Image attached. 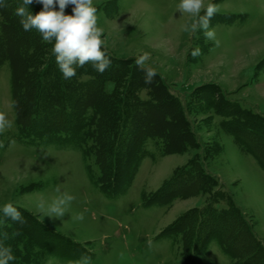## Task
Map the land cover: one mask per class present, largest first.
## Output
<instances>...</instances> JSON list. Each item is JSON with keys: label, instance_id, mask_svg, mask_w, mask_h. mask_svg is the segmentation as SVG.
I'll use <instances>...</instances> for the list:
<instances>
[{"label": "rangeland", "instance_id": "374dc122", "mask_svg": "<svg viewBox=\"0 0 264 264\" xmlns=\"http://www.w3.org/2000/svg\"><path fill=\"white\" fill-rule=\"evenodd\" d=\"M6 3V8H0L3 50H6V19L16 18L14 11L22 6L23 0ZM179 3L180 0H93L97 27L103 30L102 46L112 55L129 58L133 63L149 53L145 66L159 73L169 91L183 104L194 87L216 83L226 99L264 116V0H204L205 6L217 5L210 27L215 30L219 47L215 41H206L202 31L183 30V25L191 24L194 18L181 13ZM32 6L38 11L43 8L39 0H33L29 11ZM74 7L69 4L65 14H73ZM54 10H59L58 3ZM196 48H200L201 54L193 58L191 53ZM51 52L52 46L42 49L44 58ZM12 75V64L5 57L0 61V113L12 126L0 133V209L12 203L79 243L80 251L91 254L74 261L37 256L11 232L3 216L0 229L6 228L13 254L27 264H188L192 256L184 252L182 235L172 238L159 233L187 210L205 205L210 192L154 206H145L143 197L193 157L215 176L220 189L232 196L253 234L264 244V170L221 128L222 117L213 109H206L202 105L205 100H192L187 115L199 145H189L180 153L164 154L160 139L147 138L144 142L147 153L137 165L130 184L117 195H110L99 188L100 167L93 137L87 139L83 150L62 146L56 138L42 143L16 138ZM131 76L138 77L136 73ZM78 79H89V75L82 74ZM113 86L111 80L104 83L108 92ZM148 91V87L135 90L142 99L150 98ZM92 110L89 108L88 113ZM9 140L15 144L10 146ZM60 200H64L60 205L64 212L57 218L49 210ZM225 205L219 200L214 206ZM199 258V264L233 262L216 241H211Z\"/></svg>", "mask_w": 264, "mask_h": 264}, {"label": "trees", "instance_id": "16d2710c", "mask_svg": "<svg viewBox=\"0 0 264 264\" xmlns=\"http://www.w3.org/2000/svg\"><path fill=\"white\" fill-rule=\"evenodd\" d=\"M32 7V14L40 12ZM19 19L17 16L6 19V50L0 49V61L6 57L12 64L19 141L42 143L56 138L62 146L83 150L87 139L93 137L100 167L99 188L117 195L130 184L137 165L146 155L147 138L160 139L164 154L180 153L189 145H199L187 115L192 100H205L202 105L222 117L221 128L264 170V116L226 99L216 83L194 87L188 94L189 100L183 104L169 91L160 75L151 85H145L144 73L131 59L111 53V67L103 74L93 70L89 61L77 69L75 77L65 80L53 53L54 40L47 45L35 29L24 31ZM46 46H52V52L44 58L42 49ZM101 50L105 48L101 46ZM15 63L19 66H14ZM132 73L138 77L132 78ZM82 74L89 75V79L79 80ZM107 80L114 83L109 92L104 88ZM141 87L149 88L150 98L137 95L135 90ZM89 108L93 109L91 113ZM212 187L215 189L211 190ZM220 188L215 176L206 172L193 157L155 191L145 195L143 204H166L174 198L210 192L205 205L187 210L159 235L174 238L181 234L184 252L192 256L188 264H199L200 254L211 241L220 245L223 253L233 260L232 264H264V244L253 234L232 196ZM219 200L226 207L214 206ZM18 211L26 221L24 224L4 219L11 232L20 241L24 240V245L31 247L37 256L74 261L91 255L80 251L79 243L47 227L35 215L23 209ZM3 216L0 211V218ZM5 232L6 228L0 229V244L9 246V243L12 248L9 238L4 239ZM14 256L10 264H27L17 254Z\"/></svg>", "mask_w": 264, "mask_h": 264}, {"label": "clouds", "instance_id": "9594fccd", "mask_svg": "<svg viewBox=\"0 0 264 264\" xmlns=\"http://www.w3.org/2000/svg\"><path fill=\"white\" fill-rule=\"evenodd\" d=\"M43 5L42 10L33 15L28 6L33 0H23L22 6L15 10V15L19 17V23L24 31H38L44 41H53V53L56 57V63L62 72L65 80L77 75V69L92 62L91 67L96 72L103 74L106 69L111 67V54L101 50L104 41L101 39L102 29L97 27V9L93 6V0H39ZM58 3L59 10H54ZM74 5L71 15L65 14V8ZM6 0H0V8H6ZM181 13H187L193 17L191 24L183 25L185 32L202 31L206 41H215V46L219 47L220 42L215 40V30L210 27L211 20L217 12V5L209 3L205 6L204 0H180L178 5ZM202 9L203 14L201 15ZM201 54L200 48L192 51L193 58ZM149 53H144L135 60L139 71L144 73V84L151 85L159 75L154 69L146 68L145 62L149 59ZM16 104L17 102H13ZM12 126V122L6 120L3 113H0V133ZM14 140H9V145H14ZM72 199V197H69ZM59 204L50 208V213L55 214L57 218L63 215L64 209ZM5 218L13 222L24 224L23 215L12 203H6L2 209ZM81 219L83 217H80ZM8 234L4 233V239L7 240ZM15 260L11 246L0 244V264H10Z\"/></svg>", "mask_w": 264, "mask_h": 264}]
</instances>
